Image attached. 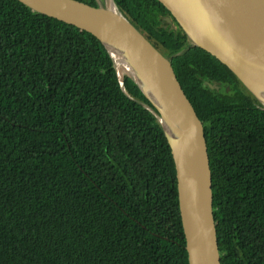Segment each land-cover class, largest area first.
<instances>
[{
	"label": "trees",
	"instance_id": "16d2710c",
	"mask_svg": "<svg viewBox=\"0 0 264 264\" xmlns=\"http://www.w3.org/2000/svg\"><path fill=\"white\" fill-rule=\"evenodd\" d=\"M115 3L204 124L222 264H264V110L158 0ZM124 85L96 36L0 0V264H189L171 147Z\"/></svg>",
	"mask_w": 264,
	"mask_h": 264
},
{
	"label": "water",
	"instance_id": "95a60500",
	"mask_svg": "<svg viewBox=\"0 0 264 264\" xmlns=\"http://www.w3.org/2000/svg\"><path fill=\"white\" fill-rule=\"evenodd\" d=\"M18 1L96 36L113 60L124 93L129 96L127 75L151 102L152 107L142 104L161 124L175 162L188 262L222 264L205 127L178 80L172 58L120 13L115 0H97L96 7L78 0ZM158 1L192 46L227 66L264 110V0Z\"/></svg>",
	"mask_w": 264,
	"mask_h": 264
},
{
	"label": "flooded vegetation",
	"instance_id": "af4514ba",
	"mask_svg": "<svg viewBox=\"0 0 264 264\" xmlns=\"http://www.w3.org/2000/svg\"><path fill=\"white\" fill-rule=\"evenodd\" d=\"M171 15V16H170ZM170 15H167L165 17V20L167 22V25L170 27V29L173 31H177L178 30V23L176 21V19L172 16V14L170 13ZM180 26V25H179ZM145 35V34H144ZM146 36V35H145ZM148 38V37H147ZM168 56V55H167ZM170 57V56H169ZM205 83L210 86L211 90L217 93H221V92H227L229 93L231 91L230 86L226 85L225 83L222 82H215V83H210L209 81H205Z\"/></svg>",
	"mask_w": 264,
	"mask_h": 264
},
{
	"label": "bare ground",
	"instance_id": "6f19581e",
	"mask_svg": "<svg viewBox=\"0 0 264 264\" xmlns=\"http://www.w3.org/2000/svg\"><path fill=\"white\" fill-rule=\"evenodd\" d=\"M128 72L135 76V72L132 69H128Z\"/></svg>",
	"mask_w": 264,
	"mask_h": 264
},
{
	"label": "rangeland",
	"instance_id": "374dc122",
	"mask_svg": "<svg viewBox=\"0 0 264 264\" xmlns=\"http://www.w3.org/2000/svg\"><path fill=\"white\" fill-rule=\"evenodd\" d=\"M97 3H98V1H97ZM123 73H121V74H126V71L124 70V71H122Z\"/></svg>",
	"mask_w": 264,
	"mask_h": 264
}]
</instances>
